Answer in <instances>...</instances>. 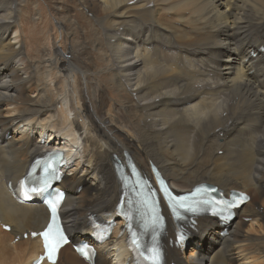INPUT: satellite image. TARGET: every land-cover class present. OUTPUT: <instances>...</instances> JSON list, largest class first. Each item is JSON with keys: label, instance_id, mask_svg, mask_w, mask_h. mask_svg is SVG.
Wrapping results in <instances>:
<instances>
[{"label": "bare ground", "instance_id": "6f19581e", "mask_svg": "<svg viewBox=\"0 0 264 264\" xmlns=\"http://www.w3.org/2000/svg\"><path fill=\"white\" fill-rule=\"evenodd\" d=\"M263 47L264 0H0V220L12 227L0 228V264L41 253L36 240L10 242L49 215L8 186L62 148L73 241L115 207V163L130 157L145 175L158 166L178 193L206 183L252 198L228 236L200 220L169 264H264ZM117 235L96 264L127 259ZM58 264L88 263L67 246Z\"/></svg>", "mask_w": 264, "mask_h": 264}, {"label": "snow or ice", "instance_id": "6c2138e0", "mask_svg": "<svg viewBox=\"0 0 264 264\" xmlns=\"http://www.w3.org/2000/svg\"><path fill=\"white\" fill-rule=\"evenodd\" d=\"M212 191H215V189ZM185 200L186 198H180V200L177 201L178 206L186 207ZM52 211L53 213L55 212L54 205L52 206ZM36 235L37 233H33V236ZM39 235H41L45 241V250L48 253L49 259H52L55 253L59 250L60 245L65 242L63 234L58 228H54L52 225H50L46 231L39 233ZM133 243H135V241H133ZM80 251L83 252L82 249ZM85 255L87 254L85 253Z\"/></svg>", "mask_w": 264, "mask_h": 264}, {"label": "rangeland", "instance_id": "374dc122", "mask_svg": "<svg viewBox=\"0 0 264 264\" xmlns=\"http://www.w3.org/2000/svg\"><path fill=\"white\" fill-rule=\"evenodd\" d=\"M44 4H42V6H43ZM46 6H48V4L46 3V5H44L42 8H46ZM247 224H249V222L247 223Z\"/></svg>", "mask_w": 264, "mask_h": 264}]
</instances>
